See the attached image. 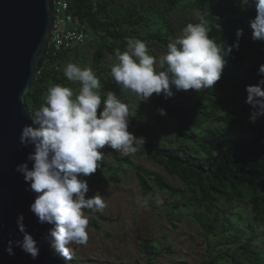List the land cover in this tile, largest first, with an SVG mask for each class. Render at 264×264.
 Wrapping results in <instances>:
<instances>
[{"label":"trees","instance_id":"1","mask_svg":"<svg viewBox=\"0 0 264 264\" xmlns=\"http://www.w3.org/2000/svg\"><path fill=\"white\" fill-rule=\"evenodd\" d=\"M68 1L76 23L89 31L90 40L54 56L49 51L38 78L32 81L25 94V104L32 112L45 103L47 91L54 85L70 87L74 94L79 93V82L69 81L60 69L71 57L78 58L82 52L85 53L94 74L101 77L107 86L110 82L117 85L111 70L103 65L106 58H115L118 49L120 52L126 50L128 38L145 42L153 56V46L166 50L172 41L169 30L155 27L149 15L143 12L150 0H141L138 6L116 11L110 9V0ZM183 1L163 0L162 8L170 12ZM192 1V8L198 14L195 23L199 22L200 16L209 22V36L218 45H223L222 52L235 41L236 30L243 29L238 49L233 48L225 57L221 78L213 88L199 92L191 90L189 96L175 89L174 95L167 98L163 93L153 94L152 107L155 110L164 108L166 116L175 121L173 136L167 143L156 127L145 120L141 110L129 107V124L137 136L144 138V153L169 175L178 178L183 186L169 183L161 174L144 169L107 145L100 149L104 153L102 166L83 179L90 188L96 183L118 182L119 174L131 169L142 193L156 194L158 191L174 198L170 201L169 217L181 221L191 212L207 236H219L214 246L228 245L225 251L219 250L223 255L217 254L216 248L209 249L199 264H264L258 244H253L257 238L255 228L247 224L254 235L239 236V225L226 217V212L233 211L236 203L244 202L250 207V220L258 228L264 222V116L251 123V107L245 103L246 86L258 83L262 78L258 69L264 64V41H253L249 26L250 19L256 14L255 7L251 0L249 4H244L243 0ZM160 23L166 27L164 21ZM109 92L115 93L98 90L102 100L98 115ZM236 130L242 134L236 135ZM108 154L113 164L106 162ZM84 211L102 220H111L91 210ZM236 216L242 217L240 212ZM91 225L100 229L96 220H92ZM225 230L234 231V234L227 236ZM232 243L237 246L232 247ZM148 246L149 240H145L143 248L150 252ZM146 264L156 263L148 257Z\"/></svg>","mask_w":264,"mask_h":264},{"label":"clouds","instance_id":"2","mask_svg":"<svg viewBox=\"0 0 264 264\" xmlns=\"http://www.w3.org/2000/svg\"><path fill=\"white\" fill-rule=\"evenodd\" d=\"M243 2L249 4L250 0ZM251 2L256 12L249 22L252 40L264 41V0ZM210 31L209 22L200 16L199 22L188 23L158 58L149 54L145 42L128 38L126 50H117L118 62L111 66V76L122 92L135 95L139 102H147L154 93L171 97L174 89L199 92L213 88L221 78L225 57L233 48L238 49L243 29L236 30L235 41L223 52V45L209 36ZM63 74L69 81L79 82V93L61 85L48 89L45 103L32 112L31 123L22 127L19 136L22 147L34 146L27 156L32 167L24 162L16 165L15 171L23 175L26 190L35 195L29 210L38 223L50 225L41 239L54 256L71 264L72 245L87 246L89 240V217L84 210L103 212L108 206L99 192L85 198L89 185L83 177L102 166L104 153L100 149L105 145L123 156H131L144 144V138L128 130L129 106L115 93L107 94L97 114L102 103L98 94L101 82L91 68L68 63ZM258 74L262 77L258 83L245 89L251 123L264 116V64ZM158 112L162 116L167 114L164 108ZM152 199L157 205L163 204L159 194ZM141 203L148 207V198ZM16 224L22 238L8 239L4 251L14 256V247H19L36 260L40 247L26 230L23 214H18Z\"/></svg>","mask_w":264,"mask_h":264},{"label":"rangeland","instance_id":"3","mask_svg":"<svg viewBox=\"0 0 264 264\" xmlns=\"http://www.w3.org/2000/svg\"><path fill=\"white\" fill-rule=\"evenodd\" d=\"M140 1L110 0V9L116 11L123 7L138 6ZM192 4V0H184L176 9L165 12L162 8L163 0H150L142 10L149 15L148 17L155 27H161L165 31L169 30L173 41L188 23L195 24L198 20V14L193 10ZM161 21L166 23V27H162ZM71 45L74 46L75 43L73 42ZM152 50L157 58L166 52L163 47L159 46H153ZM84 56L85 53L82 52L78 58L71 57L61 65L60 69L63 70L68 63L77 64L82 68H90V60ZM105 60L106 63L103 67L107 70H111V66L118 62L117 55L115 58L108 57ZM98 78L101 82L99 90L102 92L114 91L129 107L141 110L145 120L156 127L165 143L172 138L175 121L166 115H160L158 110L152 107L153 95L147 102H139L135 95L122 92L119 85L110 82L107 86L101 77ZM177 92L184 96L191 94V90ZM128 130L137 136L130 124ZM241 134L240 130H236V135ZM118 153L123 156L120 152ZM128 157L131 162L141 165L144 169L161 174L169 183L183 186L178 178L169 175L163 167L144 153L142 144L134 155ZM106 162L113 164L110 154L106 156ZM119 176L120 181L96 183L85 194V198H90L97 192L102 194L108 206L103 212L96 213L111 220H102L97 215L85 212V215L89 217L88 244L87 246L72 245L74 258L71 264H146L148 257H151L156 264H199L206 258L207 252L211 248H216V253L223 255L219 250L225 251L228 245L214 246L218 242L219 236H207L206 232L196 223L191 212L185 215L181 221H175L169 217L170 201L174 198L158 191L156 194L142 193L137 177L131 169ZM149 182L155 186L154 182ZM157 194L163 199L162 205H157L152 199ZM145 198H148V207H144L141 203ZM237 212L241 213V219L236 216ZM226 217L239 225V236L251 237L254 235L252 230L246 227L247 224L255 228L257 238L253 240V244H258L257 249L264 261V222L258 228V225L250 220V208L244 202L236 203L233 211L226 212ZM92 220L98 222L100 229H95L91 225ZM233 234L234 231L225 230V235ZM145 240H149L148 250L151 253L143 248ZM235 246L237 244L232 243V247Z\"/></svg>","mask_w":264,"mask_h":264},{"label":"water","instance_id":"4","mask_svg":"<svg viewBox=\"0 0 264 264\" xmlns=\"http://www.w3.org/2000/svg\"><path fill=\"white\" fill-rule=\"evenodd\" d=\"M56 0H0V264H64L41 239L50 225L40 224L30 204L35 195L27 191L23 175L15 171L27 162L34 146L22 147V127L31 123L32 111L25 94L38 78L48 55ZM23 214L26 230L37 240L40 252L32 260L19 247L14 256L5 251L8 239L22 238L16 219Z\"/></svg>","mask_w":264,"mask_h":264},{"label":"built area","instance_id":"5","mask_svg":"<svg viewBox=\"0 0 264 264\" xmlns=\"http://www.w3.org/2000/svg\"><path fill=\"white\" fill-rule=\"evenodd\" d=\"M52 16L48 54L50 51L54 56L58 52L70 49L73 42L76 46H82L90 40L89 31L76 23L68 0H56Z\"/></svg>","mask_w":264,"mask_h":264}]
</instances>
